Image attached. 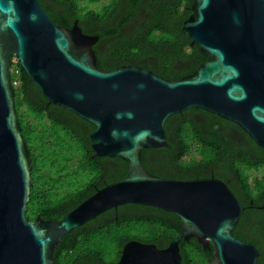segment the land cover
Listing matches in <instances>:
<instances>
[{
  "label": "water",
  "instance_id": "95a60500",
  "mask_svg": "<svg viewBox=\"0 0 264 264\" xmlns=\"http://www.w3.org/2000/svg\"><path fill=\"white\" fill-rule=\"evenodd\" d=\"M183 29L208 57L192 74L168 79L136 65L104 70L75 20L57 24L40 0H0V264H55L65 233L127 203L167 210L181 231L165 248L136 239L115 264H181L180 242L196 237L213 264H260L255 244L233 234L246 206L220 178L162 177L142 163V150L168 146L166 121L201 108L238 124L264 148V0H193ZM24 73L53 104L94 125L99 156L130 163L120 180L99 188L61 220L30 219V151L15 106L10 67Z\"/></svg>",
  "mask_w": 264,
  "mask_h": 264
},
{
  "label": "trees",
  "instance_id": "16d2710c",
  "mask_svg": "<svg viewBox=\"0 0 264 264\" xmlns=\"http://www.w3.org/2000/svg\"><path fill=\"white\" fill-rule=\"evenodd\" d=\"M53 20H75L94 45L97 65L111 70L136 65L168 78L192 74L208 55L192 44L183 22L193 0H40ZM22 70V69H21ZM15 106L27 142L33 187L30 219L61 220L99 188L122 179L130 163L99 156L92 147L94 125L50 103L22 70ZM168 146L145 148L142 163L169 178L216 177L246 206L233 234L252 242L264 264V148L238 124L201 108L171 115L165 124ZM180 218L167 210L127 203L65 233L54 250L55 264H115L132 239L165 248L180 233ZM210 248L196 237L180 242L181 264H213Z\"/></svg>",
  "mask_w": 264,
  "mask_h": 264
},
{
  "label": "built area",
  "instance_id": "2783aa9c",
  "mask_svg": "<svg viewBox=\"0 0 264 264\" xmlns=\"http://www.w3.org/2000/svg\"><path fill=\"white\" fill-rule=\"evenodd\" d=\"M21 69L22 68L19 65L18 60L15 57H13L10 70H11V75H12V83L14 86L19 84L18 76L20 75V73L22 71Z\"/></svg>",
  "mask_w": 264,
  "mask_h": 264
},
{
  "label": "rangeland",
  "instance_id": "374dc122",
  "mask_svg": "<svg viewBox=\"0 0 264 264\" xmlns=\"http://www.w3.org/2000/svg\"><path fill=\"white\" fill-rule=\"evenodd\" d=\"M253 175H254V178L264 177V169L256 171L255 173H253Z\"/></svg>",
  "mask_w": 264,
  "mask_h": 264
}]
</instances>
